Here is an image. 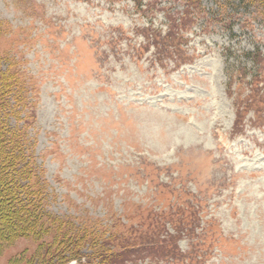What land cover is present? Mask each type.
Listing matches in <instances>:
<instances>
[{"label": "rangeland", "instance_id": "1", "mask_svg": "<svg viewBox=\"0 0 264 264\" xmlns=\"http://www.w3.org/2000/svg\"><path fill=\"white\" fill-rule=\"evenodd\" d=\"M0 58L29 86L53 218L97 231L113 264H264V4L0 0ZM55 238L0 264L72 247Z\"/></svg>", "mask_w": 264, "mask_h": 264}, {"label": "trees", "instance_id": "2", "mask_svg": "<svg viewBox=\"0 0 264 264\" xmlns=\"http://www.w3.org/2000/svg\"><path fill=\"white\" fill-rule=\"evenodd\" d=\"M244 1L264 4V0ZM199 3L200 0H186L188 6ZM186 16H168L169 29L160 40L177 39L180 43L183 28L190 24ZM155 42L158 43L156 38ZM28 90L20 72L13 65L3 68L0 58V252L3 246L20 238L41 241L55 232L56 243H73L72 247L68 252L58 251L52 259L42 254L40 264H113L108 243L97 231L92 234L69 220L53 218L46 209V181L36 164L34 143L28 133L35 118L34 111L27 109ZM87 240L91 250L83 253L82 243Z\"/></svg>", "mask_w": 264, "mask_h": 264}]
</instances>
